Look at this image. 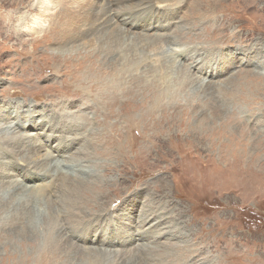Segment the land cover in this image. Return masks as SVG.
<instances>
[{
    "label": "rangeland",
    "instance_id": "374dc122",
    "mask_svg": "<svg viewBox=\"0 0 264 264\" xmlns=\"http://www.w3.org/2000/svg\"><path fill=\"white\" fill-rule=\"evenodd\" d=\"M71 1L73 0H0V109L5 107L4 100L10 95L9 91H13V93H20L16 99L21 104L19 106L20 111L7 104L6 107H9L7 114L14 111L24 118L26 114H30V112H27L28 108L31 111L36 107V112H31L34 117L32 120L33 127L37 128L38 125L42 128L45 123H48L50 113L55 111L56 115L66 121L67 129L74 124L72 121L76 120V114H78V116L82 115L83 119H78L77 116L78 121L83 122V130L89 129V134L95 132L96 128L99 131L105 125H113L114 122L111 121L117 118V114H119V118L125 117V123L122 121L119 126L123 133L128 129H131V132L127 135L123 134V138H120L119 142H121V145L127 142L128 135L134 138L143 137L146 142L144 148L122 151L119 149L120 144L117 143L115 153L102 154L99 152L108 150V146L104 143L94 144L92 138H88V142L86 141L84 145V150L87 152L84 156H87L88 161L98 162L101 165L98 170L99 174H101L105 165L115 167L112 173L106 175L108 179H117L122 174L127 176L138 174L144 177V181L149 182V187L145 188L144 192L137 197V201L132 205V210H125L130 215L128 222H136L143 204L156 202L153 200L146 201L144 196L147 197L148 193L156 191L159 184L163 183L172 187L183 179L184 174L193 173L197 177L196 174L199 173L200 178H197L201 179V182L203 181V186L209 193L213 195L216 189L222 192L220 194L218 191L215 192V199L210 202L212 208H221L225 202L228 204L235 202L241 206L240 212H237L235 216L233 206H231V209L225 208L223 213L225 212L228 216H231L232 227L242 234L243 256L248 260L255 254L264 257V69L255 66H249V68L248 66L245 68H239L238 66L237 69L241 72L235 77L234 83L232 82L227 86L229 90L230 87L235 88L233 94L228 92L229 94L224 95L225 93H222L224 100L220 96L218 98L219 87H217L216 79H214V83L211 84L213 88L204 89L209 95L207 103L205 102L206 98H203L205 106L200 107L197 100H195L194 105L192 99H187L186 95H182L181 98L173 90L176 87V89L182 91L187 82L185 79L190 76L183 62L174 58L173 50L175 48H159L156 53L150 52V54H147L145 61L142 57L140 62H144L137 65L136 61L130 62L128 58H125L123 53H126V51L131 54L133 51L140 52L143 44L142 49L146 48L147 50L148 45H145L140 37H136L135 42H127V39L124 38L125 41L123 40L121 45L122 50L113 52V54H117L118 57L122 58L119 62H115L117 64L114 63L113 66H110L103 61L101 54H86V51L91 50L99 43L97 38L104 33L105 29L116 27V24H109L99 31L94 30L86 38L67 43L57 42L58 13L63 8L70 9L72 5L74 6L72 10H75L76 4ZM98 1L82 0L83 3L95 2L99 5ZM158 1L162 3L163 10L171 8V11H175V16L181 18L191 17V15H186V9L189 8L190 10L193 0H188L185 9H183V3L185 4L186 0ZM208 3L212 4L210 5L211 9L207 8ZM109 5L106 3L103 4V7L107 8ZM142 5L144 6V4ZM196 7H198V10L195 13L200 22L195 23L194 19L189 22L181 21L178 26L173 28V35L176 37H173L172 40H177L180 47L188 46L187 41L201 43L206 46L207 43H216L212 45L214 50L209 48L212 50L211 52L215 54L220 50L224 51L226 55L225 66L228 65L230 57V63L233 62L229 65L230 67L226 68L224 73L222 72L223 75L219 76L220 79L226 81L234 71H238L234 66L238 64L236 61L243 58L241 51L247 50L250 44L257 43V41L264 44V0H202L200 4L193 6L192 9H196ZM201 13H205L204 23H207L208 26L197 30L194 28L192 31L194 34H183L189 26L203 24L200 18ZM64 20L67 26L71 25L66 17ZM74 22L77 24L78 20L76 19ZM123 28L127 29V27ZM155 29L159 33L166 31L163 24ZM126 33L132 35L136 32L128 30ZM139 34L143 33L139 32ZM239 34H241L240 40L238 39ZM221 40L223 44H219ZM85 41L87 42L84 43ZM132 43L138 46L132 48ZM126 45H129L130 48ZM142 49L139 56L143 54ZM164 53L170 54L169 60L174 59V74L171 70H165L164 74L161 71L163 75L159 74L158 76L145 74L144 69L147 65L157 62H155V57L151 55L155 54L158 57ZM247 54L252 55L257 62L262 63V54H258L254 50ZM256 55L257 57H255ZM172 60L169 62L170 67H172ZM126 63L129 64L126 66L124 65ZM124 66H133L129 68V71L135 73V79L138 78L136 81H132L133 84L130 82L132 78L128 75L127 77H120L126 75L122 71ZM252 69L255 70L252 71ZM256 69L262 70L263 73L258 72ZM89 71H94L101 76L100 81L96 83L98 87L104 85L110 76H119V81L105 95L91 94L90 97H72L74 81L71 76L80 78L84 74L87 76ZM244 71L252 72L246 74V76ZM200 76L205 77L204 74ZM139 81H145L148 85L140 89L136 85ZM189 83L191 82L189 81ZM189 86L186 84L187 89L191 87ZM86 87L88 85H84L83 89ZM233 90L230 92H233ZM30 94L33 97L35 95H38L39 98L43 97L44 101L48 103L33 99L29 96ZM202 94L200 95L202 96ZM26 103L29 107L23 106ZM223 103L228 106L227 118L223 121L219 118H213L212 120L216 126L209 131H205L207 127L205 119L212 118L214 113L220 115L221 113L218 110L223 106ZM165 111L174 112L166 114ZM112 117L114 118L111 119ZM233 117L235 120H233ZM13 120L11 118V121ZM95 121L96 124H94ZM207 121H209L208 125L211 126V120ZM7 123H9V119L7 121L6 117H0L2 127ZM13 124L16 126V122H13ZM151 126H154V128ZM63 134H65L64 131ZM156 135L162 136L163 142L173 137L186 140L187 152H167L163 147H153L151 142L157 141L154 139ZM237 135H239V139L236 138ZM56 142L58 143H56L57 148H64L60 145L59 140H56ZM148 146L153 148L148 150ZM44 151L41 149L37 152L38 160L42 158ZM209 153L210 155H208ZM18 155H22V153ZM72 156H76V154H72ZM217 156L220 162L225 163V168L231 169V171L223 172L220 166L207 164L216 159ZM214 161L216 162V160ZM15 180L16 182L13 183L18 182L17 178ZM136 190V186H133L132 191ZM105 191L110 202L109 209H115L122 198H117L114 195L115 191H110L108 187L105 188ZM224 192L229 194L225 195ZM169 195L171 196V192ZM150 198L159 200L156 195ZM169 215L174 217L176 213L170 211ZM215 215L216 212L210 210V218L213 222L210 241L212 247L218 250L223 247L224 241L218 236V221ZM110 220H112V223L115 222L114 219ZM184 220L186 218L182 219L177 229L180 231L190 229L185 235L183 233L182 239L171 240L173 243H177L175 247H163L161 257L150 254L147 256L156 259L181 258L182 262L180 264H217L218 252L213 250L211 253L202 254L203 249L200 248L202 243L199 239L193 237L190 239V235L187 236L188 233L192 234L193 227H187ZM42 223H45V220ZM8 226L6 225V229ZM137 229V227L130 230L123 229L118 234L119 239L113 237V244L107 248L127 252L132 248V243L127 242V239L130 235L136 236ZM6 235V237H9V233H6ZM29 236L30 233L15 232L9 240L2 239V242L0 241L3 243L0 244V264H25L32 262L34 256L41 259L40 244L33 243V241L37 242V238L30 241ZM251 240L259 243L257 250L250 244L249 241ZM239 242L241 241L239 240ZM87 245L92 246L95 244L90 241ZM184 249H187L185 253H183ZM44 257L46 261L43 264H58L51 262L50 254H45ZM261 264H264V258L261 259Z\"/></svg>",
    "mask_w": 264,
    "mask_h": 264
},
{
    "label": "bare ground",
    "instance_id": "6f19581e",
    "mask_svg": "<svg viewBox=\"0 0 264 264\" xmlns=\"http://www.w3.org/2000/svg\"><path fill=\"white\" fill-rule=\"evenodd\" d=\"M201 1L193 0L191 6L200 4ZM71 2L76 4L75 10H72L74 7L72 5L70 9L63 8L58 13L57 28L59 30L57 31V42L67 43L86 38L94 30L99 31L106 28L109 24H116V27L105 29L104 33L97 38L99 43L91 50L86 51V54H101L103 61L110 66H113L116 61L119 62L120 58H122L118 57L117 54H113V52L122 50L121 45L124 38L127 39V42H133L136 37H140V40L145 45H148L147 50L146 48L142 49L144 44L140 48V52L142 49V56H139L140 52L135 51L132 54L127 53V51L123 53L125 58H128L130 62L136 61L137 65L143 63L150 52L156 53L159 48H175L173 50L174 58L183 62L190 76L186 79L181 77L187 81L182 91L176 89V87L173 90L181 98L182 95H186L187 99H192L194 105L195 100H197L200 107L205 106L204 103L208 102L209 95L204 89L213 88L211 84L214 83V79H216L215 82L218 85L217 87H219L218 98L219 96L222 99L224 98L222 93H225L224 95L233 94L235 92L233 89L235 88L230 87L231 89L229 90L227 86L232 82L234 83L235 77L241 72L237 69L238 66L239 68L255 66L264 69V44L258 41L250 44L247 50L241 51L243 58L240 61H236L238 64L234 66L238 71H234L225 81V79H220L219 76H222L226 68L230 67L229 65L233 62L230 63V57L228 65L225 66L226 55L224 51L220 50L215 54L211 52L212 50L209 48H212V45L216 43H207L208 45L206 46L201 43L187 41L189 43L188 46L180 47L177 40H172L173 37H176L173 35V28L178 26L181 21L189 22L194 19L195 23L200 22L195 13L198 7L196 9H192V7L190 10L189 8L186 9V15H191V17L181 18L175 16V11H171V8L163 10V5L158 0H99V5L95 4V2L83 3L82 0H73ZM188 2L186 0L185 4L183 3V9L187 7ZM106 3L110 4L107 7L108 9L103 7V4L105 5ZM210 5L212 4L208 3L207 8L211 9ZM168 16L169 18H167ZM65 17L67 21L71 22L70 26L65 24ZM204 17L205 13H201L200 18L204 25L199 23L198 26H189L183 34H194L192 33L194 28L197 30L208 26L207 23H204ZM76 19L78 20L77 24L74 22ZM161 24L166 28L163 33H159L155 29ZM123 27H127L128 30H134L136 33L132 35L126 33V35L125 32H128V30ZM139 32L143 34H139ZM240 35L238 36L239 40L241 39ZM222 42L221 40L219 44ZM126 46L130 48L129 45ZM136 46L138 45L133 44L132 48ZM253 50L258 54H262V63L257 62L252 55L247 54ZM151 56H154L155 62H157L147 65L144 69L145 74L158 76L159 74L163 75L165 70H171L174 74V59L169 60L170 54L164 53L158 57L152 54ZM142 57H144V61L140 62ZM171 60L172 67H170L169 63ZM128 64L124 65L127 66ZM130 67L133 66H124L122 71L126 75L120 77H127L128 75V77L132 78L130 82L133 84L132 81H136L138 78L135 79V73L129 71ZM161 71H163V74ZM252 71H244V75ZM258 72L263 73L262 70H258ZM199 74H204L205 77ZM118 77L117 75L110 76L104 85L98 87L96 83L100 81L101 76L94 71H89L87 76L84 74L80 78L71 76L74 81L72 97H90L91 94L105 95L119 81ZM228 81L230 82L227 84ZM186 84L190 85L192 89L190 86L187 89ZM84 85H88V87L83 89ZM136 85L143 89L148 83L139 81ZM231 90L233 92H230ZM201 93H203L202 96L200 95ZM9 94L4 100L5 107L0 109V112H2L0 117H6L7 121L9 119V123L4 127L0 125V241L2 242V239L9 240L15 232L30 233V241L37 238V242L33 241V243L40 244L41 259L34 256L32 262L28 261L29 263L25 264H43L46 261L45 254H50L51 262L58 264H180L182 262L181 258L156 259L147 255H158L161 257L163 247H175L177 243H173L171 240L182 239L183 233L185 235L190 229H183V231L177 229L184 218H186L184 224L187 227H193L192 234L188 233L187 236L189 237L190 235V239L193 237L200 240L202 243L200 248L203 249L201 251L202 254L211 253L215 249L210 241V231L213 223L210 218V210L216 212L215 216L218 221L217 233L221 240L224 241L223 247L215 250L219 255L217 264H261V259L264 258L262 256L255 254L250 260L243 256L242 234L239 233V230L232 227L231 216H228L225 212L223 213L225 208L231 209V206H233L232 209L235 216L237 212H240L241 206L235 202L233 204L225 202L221 208H212L210 202L215 199V192L218 191L219 194L222 192L216 189L213 195L209 193L203 186V181L201 182V179H199V173L196 174L199 178L193 173L184 174L183 179L172 187L163 183L159 184L156 187V191L148 193L147 197L144 196L146 201L153 200L156 202L143 204L136 222H128L130 215L125 210H132V205L137 201V197L144 192L145 188L149 187V182L144 181V177L138 174L131 176L122 174L117 179H108L106 175L112 173L115 167L105 165L101 174H99L98 170L101 165L98 162L92 163L88 161L87 156H84L87 153L84 150V145L86 141L88 142V138H92L94 144L104 143L108 146V150L99 152L102 154L115 153L117 143L120 144L119 149L122 151L144 148L146 142L143 137L134 138L128 135V141L125 142L126 144L123 143L125 145H121V142H119V139L123 138V134L127 135L131 132V129H128L125 133L121 131L119 124L122 121L125 123V117L119 118V114H117V118L111 121L114 122L113 125H105L99 131L96 128L95 132L89 134V129L83 130V122L78 121V119L83 120L82 115L78 116L76 114V120L72 121L74 124L72 123L73 125L67 129L66 121L62 120L54 111L48 116V123H45L42 128L38 127V125L37 128H34L35 126L33 127L32 122L34 117L31 112H36V107L31 111L28 108L27 112H30V114H26L24 118L21 115H17L18 113L14 111L10 112L12 114L10 116V114H7L9 108L6 107L7 104L19 111L21 104L16 100L20 93L9 91ZM29 96L33 97L32 94ZM203 98H206L205 102ZM33 99L48 103L44 101L43 97L39 98L38 95H35ZM93 103L96 104L95 102ZM23 106L29 107L27 103ZM227 108V104L223 103V106L218 110L221 113L220 115H215L214 113L212 118L205 119V125L207 126L205 131H209L216 126L212 120L213 118H219L222 121L227 118ZM78 111L80 112V110ZM174 111H165V113L168 114ZM77 116L79 117L78 119ZM11 118L14 120L11 121ZM207 120H211V126L208 125L209 121ZM233 120H235L234 117ZM13 122H16V126H14ZM94 124H96V121ZM151 127L154 128V126ZM63 131L65 134H63ZM238 137L239 135L236 138L239 139ZM154 139L157 141L151 142L153 147H163L167 152H187L186 140L173 137L163 142L160 135L154 136ZM56 140H59L62 147L64 146L63 149L57 148ZM153 147L148 146L147 149L149 150ZM41 149L45 151L42 158L38 160L37 152ZM19 153H22V155H18ZM72 154H76V156H72ZM237 154L239 153L237 152ZM214 160L207 164L220 166L223 172L231 171V169L225 168L224 162L218 160V156ZM15 178L18 180L17 183H13L16 182ZM133 186H136V191H132ZM107 187L110 191H115L114 195L117 198H122L121 200L119 199V205L117 204L116 208L112 210L109 209L110 202L105 191ZM170 192L171 196L169 195ZM224 193L225 195L229 194L228 192ZM155 195L159 197V200L150 198ZM170 211L175 212L176 215L170 217ZM110 219H114L115 222L112 223ZM44 220L45 223H42ZM119 221L120 223H118ZM6 225H9L7 229ZM133 227L138 228L136 236L130 235L127 239V242L132 243V248L127 252L120 249L111 250L107 248L113 244V237L119 239L118 234L123 229L130 230ZM221 230L224 231L221 232ZM6 233H9V237H6ZM89 240L94 242L95 245H87L90 242ZM1 242L0 244H3ZM249 242L257 250L259 243L254 240ZM186 251L187 249H184L183 253ZM2 263L4 262L2 261Z\"/></svg>",
    "mask_w": 264,
    "mask_h": 264
}]
</instances>
